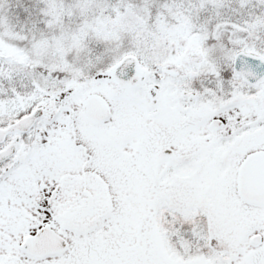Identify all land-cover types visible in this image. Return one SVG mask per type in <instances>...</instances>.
<instances>
[{
	"label": "snow or ice",
	"instance_id": "obj_1",
	"mask_svg": "<svg viewBox=\"0 0 264 264\" xmlns=\"http://www.w3.org/2000/svg\"><path fill=\"white\" fill-rule=\"evenodd\" d=\"M0 264H264V0H0Z\"/></svg>",
	"mask_w": 264,
	"mask_h": 264
}]
</instances>
